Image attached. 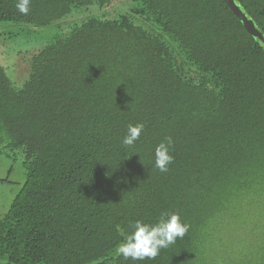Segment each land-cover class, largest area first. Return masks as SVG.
Returning a JSON list of instances; mask_svg holds the SVG:
<instances>
[{
  "label": "trees",
  "instance_id": "1",
  "mask_svg": "<svg viewBox=\"0 0 264 264\" xmlns=\"http://www.w3.org/2000/svg\"><path fill=\"white\" fill-rule=\"evenodd\" d=\"M235 2L264 36V0ZM16 3L0 0V25L65 32L21 86L0 64V149L22 151L26 170L0 218V264H264V47L224 0ZM89 8L114 13L68 23ZM164 213L186 235L125 261L131 225Z\"/></svg>",
  "mask_w": 264,
  "mask_h": 264
},
{
  "label": "rangeland",
  "instance_id": "2",
  "mask_svg": "<svg viewBox=\"0 0 264 264\" xmlns=\"http://www.w3.org/2000/svg\"><path fill=\"white\" fill-rule=\"evenodd\" d=\"M123 6L121 4L115 6L114 12L125 11L126 7ZM114 12L89 8L78 12L73 19L68 20V23L89 15H111ZM64 30V26L59 25L46 28L20 24L0 25V64L6 69L9 78L16 86H21L28 77L33 54L45 43L63 34ZM23 162L22 151L12 152L0 149V218L7 213L13 200L24 186L26 170ZM4 262L5 260L0 259V263Z\"/></svg>",
  "mask_w": 264,
  "mask_h": 264
},
{
  "label": "clouds",
  "instance_id": "3",
  "mask_svg": "<svg viewBox=\"0 0 264 264\" xmlns=\"http://www.w3.org/2000/svg\"><path fill=\"white\" fill-rule=\"evenodd\" d=\"M31 0H17L16 8L24 15L30 11ZM144 124L129 125L123 138V145L134 146L144 132ZM174 141L166 137L155 148V167L160 172L168 171L173 163L171 154ZM133 231L125 242L118 246V253L125 261H145L155 259L161 249L174 244L178 238H183L189 231V225L183 223L179 214H162V218L155 224L144 223L137 220L131 225Z\"/></svg>",
  "mask_w": 264,
  "mask_h": 264
},
{
  "label": "water",
  "instance_id": "4",
  "mask_svg": "<svg viewBox=\"0 0 264 264\" xmlns=\"http://www.w3.org/2000/svg\"><path fill=\"white\" fill-rule=\"evenodd\" d=\"M229 9L232 11L234 16L243 24L245 30L255 39H259L264 47V36L256 28L254 23L247 17V15L242 11L235 0H224Z\"/></svg>",
  "mask_w": 264,
  "mask_h": 264
}]
</instances>
